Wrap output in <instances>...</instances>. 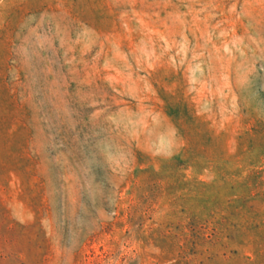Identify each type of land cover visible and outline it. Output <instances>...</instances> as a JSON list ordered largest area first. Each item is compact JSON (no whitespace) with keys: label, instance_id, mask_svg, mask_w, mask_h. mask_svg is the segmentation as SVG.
<instances>
[{"label":"rangeland","instance_id":"obj_1","mask_svg":"<svg viewBox=\"0 0 264 264\" xmlns=\"http://www.w3.org/2000/svg\"><path fill=\"white\" fill-rule=\"evenodd\" d=\"M0 264H264V0H0Z\"/></svg>","mask_w":264,"mask_h":264},{"label":"trees","instance_id":"obj_2","mask_svg":"<svg viewBox=\"0 0 264 264\" xmlns=\"http://www.w3.org/2000/svg\"><path fill=\"white\" fill-rule=\"evenodd\" d=\"M208 162V164H210V165H214V163L212 162V161H207ZM258 171L256 170V171H251V173L253 174V175H255L256 173H257ZM248 183V182H247ZM251 193V192H250ZM211 217H209V218H207V219H203V221L200 223V227H198V228H201L203 225H204V223H207L208 221H209V219H210ZM190 228V230H192L193 228L192 227H189ZM217 234H223V233H219V229H218V227H214L212 230H211V232L210 233H208V234H205V237H208V236H212V235H214V236H216ZM224 238H229L230 240H234L235 239V236H234V234L233 233H225V235H224Z\"/></svg>","mask_w":264,"mask_h":264}]
</instances>
